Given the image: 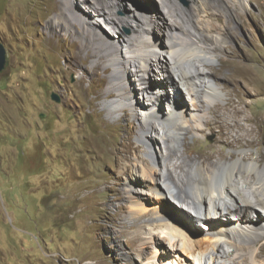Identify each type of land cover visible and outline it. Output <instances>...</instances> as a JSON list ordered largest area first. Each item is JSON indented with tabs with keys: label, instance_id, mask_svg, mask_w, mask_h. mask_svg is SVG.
Returning a JSON list of instances; mask_svg holds the SVG:
<instances>
[{
	"label": "rangeland",
	"instance_id": "obj_1",
	"mask_svg": "<svg viewBox=\"0 0 264 264\" xmlns=\"http://www.w3.org/2000/svg\"><path fill=\"white\" fill-rule=\"evenodd\" d=\"M132 1L133 8L130 0L122 1L117 14H157L161 5V0ZM177 2L191 9L192 0ZM247 3L207 0L198 6L197 17L217 38L209 43L218 60L202 68L229 99L242 101L247 114L258 118L260 134L252 145L232 146L218 139V129L204 127L186 136L193 156L245 151L253 158L262 155L264 163V0ZM70 10L66 15L81 30ZM60 11V0H0V42L10 60L0 72V264H167V259L175 264L169 245L153 262L156 247L147 241L157 232L155 220L131 219L126 198L131 171L120 175L124 157L135 152L129 142L138 143L141 114L136 119L128 111L117 120L107 114L103 102L110 77L89 50L94 39L50 29L48 19ZM185 26L189 36L196 34L193 23ZM132 33L123 26L120 37ZM133 81L139 96V82ZM166 89L173 94L168 84ZM158 142L163 148L159 134ZM161 155L146 157L156 165ZM154 200L150 196L147 204ZM167 200L163 209L203 234L205 224L192 219L187 204L171 193Z\"/></svg>",
	"mask_w": 264,
	"mask_h": 264
},
{
	"label": "bare ground",
	"instance_id": "obj_2",
	"mask_svg": "<svg viewBox=\"0 0 264 264\" xmlns=\"http://www.w3.org/2000/svg\"><path fill=\"white\" fill-rule=\"evenodd\" d=\"M82 1L84 5L76 6L74 0H60L61 11L47 25L50 29L57 26L59 33L66 31L65 35L94 39L89 50L110 77L103 103L111 118H122L128 111L136 119L141 114L138 143L129 142L135 152L124 157L120 175L131 171L126 178L131 219L155 220L152 224L157 232L151 231L147 241L156 247L153 262L169 245L178 259L175 264H264V246L256 248L264 240L262 155L253 158L236 151L227 156L217 150L196 157L185 142L188 134L197 135L204 127L218 129V139L232 146L252 145L260 134L258 118L247 114L242 101L229 99L202 68L218 60L209 43H216L217 38L197 17L198 6L207 0H192L189 10L177 0H161L157 14L135 10L125 16L117 10L127 0ZM241 1L248 7L247 0ZM130 4L133 8L132 0ZM70 9L81 30L66 15ZM186 22L193 23V36L187 33ZM128 25L133 33L121 39L122 27ZM133 80L139 82V96ZM166 84L173 94L168 95ZM225 99L230 101H221ZM147 155L162 159L153 165ZM170 193L191 208L192 219L205 224H201L206 229L202 235L163 209ZM150 196L155 200L148 205Z\"/></svg>",
	"mask_w": 264,
	"mask_h": 264
},
{
	"label": "water",
	"instance_id": "obj_3",
	"mask_svg": "<svg viewBox=\"0 0 264 264\" xmlns=\"http://www.w3.org/2000/svg\"><path fill=\"white\" fill-rule=\"evenodd\" d=\"M9 63L10 60H9L8 48L2 42H0V72L5 71ZM53 97L58 101L60 100V98L56 94H53Z\"/></svg>",
	"mask_w": 264,
	"mask_h": 264
}]
</instances>
